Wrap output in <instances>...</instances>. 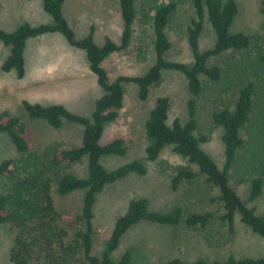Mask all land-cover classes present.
Returning <instances> with one entry per match:
<instances>
[{
    "label": "trees",
    "instance_id": "trees-1",
    "mask_svg": "<svg viewBox=\"0 0 264 264\" xmlns=\"http://www.w3.org/2000/svg\"><path fill=\"white\" fill-rule=\"evenodd\" d=\"M137 1L119 0L123 20L120 42L105 36L104 43L97 44L94 40V25L87 36L78 38L63 11L67 0H43L45 11L53 17L54 22L51 24L33 26L24 23L12 32L0 27V40L10 46V54L2 64L4 71H15L18 78L25 77L28 38L59 32L72 47L86 52L90 70L96 75L103 90L102 95L95 100L90 117L75 113L62 104L44 105L23 100L25 111L33 119H44L55 128L62 127L66 121L84 127L80 146L62 149L52 147L43 155L32 151L25 137L26 125L20 117L6 110L0 113V132L9 136L18 153V156L6 158L0 163V181L5 182L4 190L0 192V223L10 222L16 229L10 250L13 264H72L78 253H81L80 260L84 264H133L132 251L124 252L120 258H115L113 253L120 246L124 235L139 222L150 221L171 226L184 222L195 229L205 228L215 218L211 211L192 212L185 216L180 206L167 212L152 210L148 198H134L130 200L127 211L117 219L102 253H93L94 208L98 195L108 184L131 172L140 175L148 173V166L142 159H134L112 170L103 165V156H124L127 153L125 140L121 137L102 142L106 125L116 120L124 107L125 83L136 84L140 98L147 100L151 88L159 84L164 72L168 70L179 71L186 77L191 96L187 103L188 119L183 121L176 117L171 122V98L169 95L158 96L145 121L149 140L146 159L157 160L163 148L172 145L177 154L198 167V171L190 166L178 167L171 180L172 187L176 190L182 182L204 175L207 182L219 191L218 196H211L210 200L221 203L224 210L221 219L228 224L229 230L234 232L236 217L239 216L245 225L264 238V214L258 213L255 206L248 205V201L257 199L264 192V131L259 129L264 126V120L256 125L257 130H249V139L246 140L242 135L243 130L249 128V123L257 118L255 95L259 79L249 77L239 85L233 103L224 102L222 107L215 108L211 113L213 123L223 130V167L202 147V143L209 137L198 134V100L205 91L206 81L217 82L228 76L223 67L211 62V58L232 52L241 53L253 47L252 35L232 31L239 13L237 0H191L194 16L187 28L191 62L172 60L168 56L172 48L168 26L177 9V0H143L142 21L151 26L154 62L141 75H120L110 80L103 62L114 52L131 47L134 24L139 14ZM261 9L264 11V0L261 1ZM207 23L213 28L216 39L213 47L202 50L200 38ZM256 62L264 66V49L259 51ZM240 66L235 63L231 69L234 68L236 72ZM255 72L257 76L261 75ZM261 77L264 79L263 75ZM248 154H251L252 159L243 164ZM85 157L88 163L86 176L64 171L65 164L79 162ZM249 167L252 172L248 178L247 201L241 197L232 177L234 173ZM53 188L60 195L84 190L81 214L76 215L71 222L74 226L82 224L84 228L75 232L73 242L66 241L68 233L61 226L66 214L57 209ZM144 264H264V256L238 258L229 255L226 259L213 260L200 257L195 261L177 257L165 262Z\"/></svg>",
    "mask_w": 264,
    "mask_h": 264
},
{
    "label": "rangeland",
    "instance_id": "rangeland-1",
    "mask_svg": "<svg viewBox=\"0 0 264 264\" xmlns=\"http://www.w3.org/2000/svg\"><path fill=\"white\" fill-rule=\"evenodd\" d=\"M261 1L237 0L239 13L232 25V31L252 35L253 47L241 53L232 52L211 58V62L223 67L228 76L217 82L207 80L205 91L198 100V134L209 137L202 143V147L220 167L225 162L223 130L213 123L211 113L215 108L222 107L224 102L233 103L239 85L249 77L253 80L259 79L258 92L255 95V110L258 114L254 122L249 123V128L243 130V137L249 139V130H257L256 125L264 120V79L261 77H264V66H259L256 62L259 51L264 49V11L261 9ZM142 2L143 0H138L136 3L139 14L134 24L131 47L114 52L103 62L110 80L120 75H141L154 62L152 31L150 23L142 21ZM177 3V9L168 26V35L172 42L168 56L172 60L191 62L187 28L194 12L191 0H177ZM63 11L78 38L87 36L94 25V40L97 44L102 45L105 36L120 42L123 20L119 0H67ZM53 22V17L44 9L43 0H0V27L6 31H15L24 23L36 26ZM215 39V32L207 23L200 38L201 49L213 47ZM9 54L10 46L0 40V113L6 110L24 121L25 137L32 151L41 155L52 147L62 149L80 146L84 130L82 125L66 121L62 127L55 128L44 119H33L25 111L23 100L44 105L62 104L75 113L90 117L95 100L102 95L103 90L96 75L90 70L86 52L72 47L59 32L30 37L25 48L26 75L23 78H18L15 71L6 72L2 69ZM235 63L241 65L236 72L234 68L231 69V65ZM255 71L261 75L257 76ZM124 89V107L119 117L106 125L102 142L121 137L125 140L127 153L124 156L106 155L101 160L108 170H112L134 159H142L148 166V173L140 175L131 172L108 184L98 195L94 208L93 253H102L117 219L127 211L130 200L146 197L152 210L167 212L180 206L185 216L192 212L211 211L215 218L205 228L195 229L184 222L171 226L141 221L124 235L120 246L113 253L115 258H120L128 250L134 255L133 264L159 263L177 257L195 261L200 257L213 260L226 259L229 255L238 258L264 256V238L245 225L239 216L236 217L234 232L222 221L224 210L221 203L210 200L211 196H218L219 191L207 182L204 175L200 174L194 180L182 182L176 190L172 187L171 180L178 167L190 166L198 171V167L177 154L172 145H166L157 160L146 159L149 140L145 121L158 96H170L171 122L176 117L183 121L188 119L187 103L191 96L184 74L174 70L165 71L159 84L151 88L147 100L140 98L138 87L132 82L125 83ZM259 129L264 131V126ZM250 155L245 157L243 164L252 159ZM16 156L17 150L9 136L0 132V163L6 158ZM87 165L85 157L79 162L65 164L64 171L83 177L88 173ZM247 169L234 173L232 181L241 197L248 201V178L252 168ZM4 188L5 182L0 181V192ZM53 195L57 209L66 214L61 223L68 233L66 241L73 242L75 232L84 228L82 224L71 225L75 216L81 214L84 190L78 189L70 194L60 195L53 188ZM248 205L255 206L258 213L264 214V192L257 199L248 201ZM15 237L16 229L12 223H0V264H13L10 250ZM80 254H77L72 264H84L80 260Z\"/></svg>",
    "mask_w": 264,
    "mask_h": 264
}]
</instances>
